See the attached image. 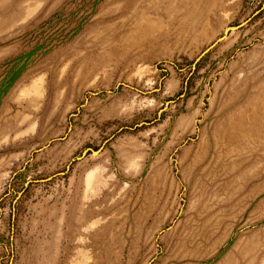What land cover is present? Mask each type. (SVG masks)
<instances>
[{
	"label": "rangeland",
	"instance_id": "1",
	"mask_svg": "<svg viewBox=\"0 0 264 264\" xmlns=\"http://www.w3.org/2000/svg\"><path fill=\"white\" fill-rule=\"evenodd\" d=\"M0 264H264V0H0Z\"/></svg>",
	"mask_w": 264,
	"mask_h": 264
}]
</instances>
